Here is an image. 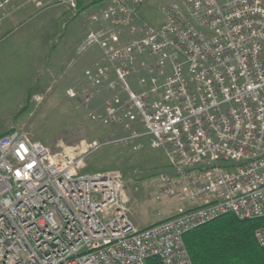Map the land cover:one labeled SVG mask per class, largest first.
I'll return each instance as SVG.
<instances>
[{
  "label": "built area",
  "instance_id": "built-area-1",
  "mask_svg": "<svg viewBox=\"0 0 264 264\" xmlns=\"http://www.w3.org/2000/svg\"><path fill=\"white\" fill-rule=\"evenodd\" d=\"M63 1L101 51L88 81L122 83L100 115L84 91L90 116L122 125L125 146L163 152L156 200L179 206L138 229L119 173L83 175L81 161L11 130L0 136V264H193L185 236L228 214L262 220L264 248V0Z\"/></svg>",
  "mask_w": 264,
  "mask_h": 264
},
{
  "label": "rangeland",
  "instance_id": "rangeland-1",
  "mask_svg": "<svg viewBox=\"0 0 264 264\" xmlns=\"http://www.w3.org/2000/svg\"><path fill=\"white\" fill-rule=\"evenodd\" d=\"M159 6L150 3L143 10L152 25L161 22ZM89 27L63 0H0V136L22 130L52 154L81 161L83 175L119 173L125 185L121 204L134 225L145 229L174 215L179 204L168 197L156 200L158 174L167 170L162 151L125 146L122 125L90 116L84 91L93 93L92 110L100 115L110 97L105 93L112 98L122 83L107 91V82L86 78V71L102 69L88 65L101 59L95 45L85 46ZM115 68L109 67L112 73ZM128 85L142 89L134 79Z\"/></svg>",
  "mask_w": 264,
  "mask_h": 264
},
{
  "label": "trees",
  "instance_id": "trees-1",
  "mask_svg": "<svg viewBox=\"0 0 264 264\" xmlns=\"http://www.w3.org/2000/svg\"><path fill=\"white\" fill-rule=\"evenodd\" d=\"M261 226L262 220L241 221L228 214L188 233L185 244L193 264H264V248L254 237ZM148 264L160 263L152 259Z\"/></svg>",
  "mask_w": 264,
  "mask_h": 264
},
{
  "label": "crops",
  "instance_id": "crops-1",
  "mask_svg": "<svg viewBox=\"0 0 264 264\" xmlns=\"http://www.w3.org/2000/svg\"><path fill=\"white\" fill-rule=\"evenodd\" d=\"M96 60H90L89 62H88V65H92L94 62H95ZM178 206H173V211L177 208ZM168 212V211H167ZM175 212V211H174ZM158 222V221H157ZM156 222V223H157ZM153 224H155V223H153Z\"/></svg>",
  "mask_w": 264,
  "mask_h": 264
}]
</instances>
